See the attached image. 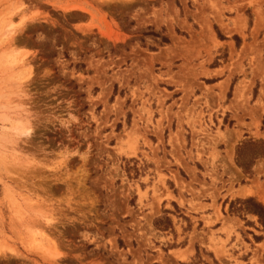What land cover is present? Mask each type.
Masks as SVG:
<instances>
[{
    "label": "rangeland",
    "instance_id": "374dc122",
    "mask_svg": "<svg viewBox=\"0 0 264 264\" xmlns=\"http://www.w3.org/2000/svg\"><path fill=\"white\" fill-rule=\"evenodd\" d=\"M245 140L264 141V0H0V264H264L234 212L264 207Z\"/></svg>",
    "mask_w": 264,
    "mask_h": 264
},
{
    "label": "trees",
    "instance_id": "16d2710c",
    "mask_svg": "<svg viewBox=\"0 0 264 264\" xmlns=\"http://www.w3.org/2000/svg\"><path fill=\"white\" fill-rule=\"evenodd\" d=\"M143 35H150L152 38H157L158 34L154 32H145ZM166 37L163 35L159 36L158 43L166 42ZM247 147H250V150L246 151ZM257 156H264V141L262 140H245L235 148V164L243 171L249 172V163L252 159ZM237 208H235V213L238 215L240 213L245 214L249 213L256 217V220L260 227L264 229V207L253 197H246L244 199H237L236 202ZM232 203L230 202L229 207L232 208ZM231 211V209H230ZM241 215V214H240Z\"/></svg>",
    "mask_w": 264,
    "mask_h": 264
},
{
    "label": "bare ground",
    "instance_id": "6f19581e",
    "mask_svg": "<svg viewBox=\"0 0 264 264\" xmlns=\"http://www.w3.org/2000/svg\"><path fill=\"white\" fill-rule=\"evenodd\" d=\"M22 22H23V20H22ZM13 26H11L9 29H11ZM28 127L27 128H25V130L22 132V133H28ZM70 150V149H69ZM59 152V154L61 155L62 153L63 154H65L66 155V153H68V148L67 147H65L64 145H63V147L62 148H60L59 150H58ZM86 152H87V149L85 148L84 150H82L80 153V158H82V162L78 165V166H75L76 168H72V167H74V166H70V161H67L68 160V156H67V162L66 163H64V166H63V169L62 168H60V172L59 173H57L58 172V170H57V172H54L55 174L57 173V175H62V176H64L65 177V182H67V191L69 190V187H70V185L72 184V182L74 181V182H76V184L79 186L80 185V180H81V178H82V176H83V174H84V158L86 157ZM78 155V154H77ZM46 158V156L44 155V156H42V158L45 160V158ZM59 157V156H58ZM41 158V159H42ZM61 158V157H60ZM38 159V158H37ZM47 159V158H46ZM59 160V159H58ZM61 160V159H60ZM60 162V161H59ZM72 164V163H71ZM58 168V167H57ZM62 169V170H61ZM34 171V170H33ZM54 171V170H53ZM40 172V171H39ZM34 174H36V172L34 173ZM38 174V173H37ZM53 174V173H52ZM54 174V175H55ZM73 175V176H72ZM73 177V179L72 180H70L71 178L70 177ZM63 179V178H62ZM40 182V181H39ZM45 183V182H44ZM40 184V183H39ZM37 185H38V183H37ZM76 185V186H77ZM38 187L39 188H41L42 190H44L46 187L45 186H39L38 185ZM43 187H45V188H43ZM71 188V187H70ZM79 188V187H78ZM41 189H38L39 191L41 190ZM41 190V191H42ZM46 190V189H45ZM50 192V191H49ZM35 193V192H34ZM44 193V192H43ZM45 193H48L47 191L45 192ZM79 193V192H78ZM245 193H250V190L248 189V188H245L244 189V192L242 193V194H245ZM38 194V195H37ZM42 194V193H41ZM36 195L37 196H39L40 194L39 193H36ZM79 196H81V195H79ZM47 198V197H46ZM81 198H82V196H81ZM85 198V197H84ZM41 199V198H40ZM44 223H46L47 224V229L48 228H55V225L52 223V221H51V219H49V218H45L44 219ZM50 223H52V224H50ZM49 224V225H48ZM51 230V229H50ZM27 246L30 248V249H33L34 251H36V252H39V254L41 253L42 255L41 256H43V258L44 257H51L52 256V258L53 257H56L57 255H58V252H56V248L54 249V250H50V249H48V248H46L39 240H37L36 238H32V240L27 244ZM2 247H4V246H2ZM2 247H0V248H2ZM1 250V249H0ZM58 250V249H57ZM57 254V255H56Z\"/></svg>",
    "mask_w": 264,
    "mask_h": 264
}]
</instances>
